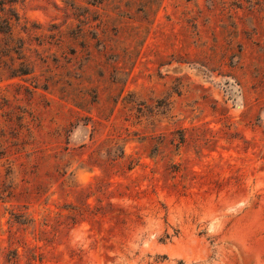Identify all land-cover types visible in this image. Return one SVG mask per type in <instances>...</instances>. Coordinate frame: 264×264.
Here are the masks:
<instances>
[{
  "label": "rangeland",
  "instance_id": "obj_1",
  "mask_svg": "<svg viewBox=\"0 0 264 264\" xmlns=\"http://www.w3.org/2000/svg\"><path fill=\"white\" fill-rule=\"evenodd\" d=\"M0 2V264H264V0Z\"/></svg>",
  "mask_w": 264,
  "mask_h": 264
},
{
  "label": "trees",
  "instance_id": "obj_2",
  "mask_svg": "<svg viewBox=\"0 0 264 264\" xmlns=\"http://www.w3.org/2000/svg\"><path fill=\"white\" fill-rule=\"evenodd\" d=\"M7 1H8V3H16L18 0H7ZM0 4H1L0 12H2L4 9V7H3L4 3L0 2ZM13 17L15 18L16 21L19 20L17 15H13ZM11 19L10 18H7V19H1L0 18V64H4L3 57L8 56V54H10V52L18 54L15 47H11L10 45H8L5 42V41L12 42L14 40L13 34H12ZM11 73H12V77H15L17 75L22 76V75L28 74L27 69H25L24 66H22V64H20L19 68L12 69ZM15 73H16V75H15Z\"/></svg>",
  "mask_w": 264,
  "mask_h": 264
}]
</instances>
